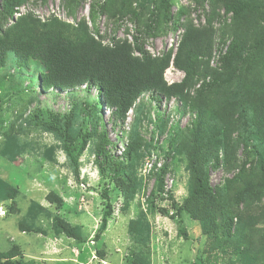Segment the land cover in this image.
Listing matches in <instances>:
<instances>
[{
  "label": "rangeland",
  "instance_id": "rangeland-1",
  "mask_svg": "<svg viewBox=\"0 0 264 264\" xmlns=\"http://www.w3.org/2000/svg\"><path fill=\"white\" fill-rule=\"evenodd\" d=\"M231 1L167 0V10L162 0H0V30L35 16L104 45L133 43L137 36L152 58L172 51L163 74L168 85L185 77L173 64L185 33H209L210 50L201 58L223 78L219 97H233L241 77L264 86V47L252 58H224L235 33L252 40L262 31L264 6L235 14ZM7 8L14 15L3 21ZM43 73L13 53L0 67V179L18 190L16 204L0 194V264H250L240 257L241 240L232 238L240 219L246 228L255 221L246 233L260 245L254 264H264V187L240 198L244 186L234 182L243 174L260 179L257 158L243 166L238 133L216 140L220 134L208 125V112L197 108L212 74L195 78L183 96L144 92L122 121L96 87L45 90ZM231 76L235 83L228 84ZM194 132L201 144L196 149ZM65 137L75 153L86 141L77 170L64 150ZM101 149L105 156L98 158ZM193 159L209 176L211 194L194 193ZM102 193L113 212L98 234ZM9 250L16 258L5 259L2 252Z\"/></svg>",
  "mask_w": 264,
  "mask_h": 264
},
{
  "label": "trees",
  "instance_id": "trees-1",
  "mask_svg": "<svg viewBox=\"0 0 264 264\" xmlns=\"http://www.w3.org/2000/svg\"><path fill=\"white\" fill-rule=\"evenodd\" d=\"M162 1L169 10L170 3L167 0ZM259 2L264 6V0L231 1L228 9H233L235 14L243 10L258 11ZM13 15V9L7 8L2 14L3 21ZM166 16L170 19V14ZM152 24L153 21L148 25L149 29L152 28ZM190 30L185 33L173 59L174 66L184 71L185 77L182 82L173 85H168L163 76L165 69L171 63L172 51L163 57L152 58L139 44L137 36H134L133 43L126 39L104 45L93 38L72 36L64 27L49 25L35 16L19 17L6 30H0V67L6 63L8 55L13 53L17 58L34 61L44 69L40 86L45 90L68 89L80 85L94 86L102 95L106 105L112 109V114L122 121L126 119L128 111L134 107L135 102L144 92L153 91L156 96H183L185 87L193 84L195 78L212 74L213 81L201 89L202 93L206 92V94L199 100L200 106L197 108L200 107L208 112V125L220 134L216 140L224 142L230 139L233 131L238 133L239 142L244 145L246 155L243 166H246L251 157L257 158V173L260 178L258 181L246 179L245 174L239 175L234 180L243 184V190L237 192V195L243 198L249 190L264 187V86L253 79L244 81L241 77L237 80L238 86L241 84L238 96L219 97L218 84L223 78L216 71L211 70L208 62L201 58L208 56L211 35ZM235 34L224 56L225 60L238 56L248 58V55L252 58L254 53L264 47V26L262 31L253 34L252 40L247 34L245 36ZM135 52H139L140 55ZM233 77H229L228 84L235 83ZM201 118L205 116L201 115ZM198 121L201 119L199 118ZM193 137L196 140L193 149H196L197 145L201 146V144L197 143L195 132ZM85 145L86 141H81L80 148L75 153L73 143L65 137L64 150L75 170L78 169L79 155ZM207 146V142L202 145L203 151H207ZM97 155L98 158L105 156L102 149ZM97 161L99 162L98 159ZM190 163L193 186H195L193 192L211 194L209 176L207 174L205 178L202 176L194 159ZM159 186L162 188L163 183L161 182ZM0 190L2 201L17 203L18 190L11 184L0 179ZM101 196L105 204L98 234L107 229L113 212L108 194L102 193ZM261 218L264 219L263 214ZM254 224L255 221H250L246 228L245 223L240 219L234 228L236 235L232 236L241 240L240 257L248 258L250 264L259 262L254 251L260 245L246 233V229L252 230ZM227 228L229 230L230 223ZM179 232L187 237L184 227H180ZM228 235L231 236V233L228 232ZM2 253L6 256L5 259L16 258L11 250Z\"/></svg>",
  "mask_w": 264,
  "mask_h": 264
}]
</instances>
